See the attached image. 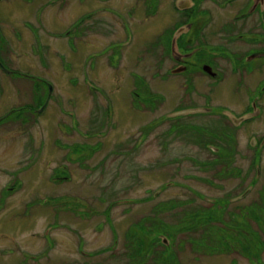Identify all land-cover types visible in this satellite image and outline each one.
Returning a JSON list of instances; mask_svg holds the SVG:
<instances>
[{"label": "flooded vegetation", "instance_id": "flooded-vegetation-1", "mask_svg": "<svg viewBox=\"0 0 264 264\" xmlns=\"http://www.w3.org/2000/svg\"><path fill=\"white\" fill-rule=\"evenodd\" d=\"M42 1L45 3L36 9V17L40 20V25H43L41 17L47 10L45 6L51 0ZM67 1H70L69 5L75 3L73 9H67V14L77 18L63 34L64 39L75 36L74 41L87 48L89 40L94 39L89 38L87 29L97 24L98 32L94 39L96 51L89 55L92 64H86V71L90 65L94 72L92 76L95 78L91 79L90 73L83 69L85 74L83 73L81 83L84 86L79 89V93L82 91L86 93L89 88L95 98L102 101L105 97L106 106L97 102L96 107L103 110L106 120L111 118V124L104 120L107 131L100 128L97 133L92 130L82 136L84 139L93 137L98 139L96 146L88 142L80 145H76V142L75 148L72 143L66 145L65 149L71 151L69 154L66 153L65 162L83 164L88 154L102 153L103 140L109 129H120V133L127 134V137L124 141L115 143L114 151L110 154L108 152L107 155L127 156L133 159L139 151L141 142L146 140L138 143L136 138L129 134L135 123L134 119L130 118L129 110L141 106L144 110L165 107L168 98L162 96L161 92L155 93L154 89L158 87L166 89L172 79L180 78V81L171 83L176 89L183 90V93L180 91L177 93V103L180 107L166 113L173 124H170L172 128L165 132L164 137L165 139L170 136L176 137L175 142H181L182 138L189 148L198 146L207 149L210 154L207 156L208 160L193 156L192 150L188 151V155L185 154L184 158L188 159L187 162H194L193 168L196 165L200 171H206L209 175L203 178L186 174L185 181L192 179L200 182L201 185L216 186L211 191L219 195L203 199L199 191H190V196L184 199L165 198L167 188L163 187L155 193L151 192L153 196L149 194L150 196L142 198L150 209L142 206L145 212L138 214L137 220L135 210L136 207H141L140 204L134 205V200L131 198L118 199L112 203L110 202L112 200L105 196L100 202L111 204L116 208L126 207L123 212L128 225L129 221L131 223L126 233L117 234L112 230L111 234L103 238L98 252L88 255L80 246L78 250L82 257L78 261L72 262L65 258L66 261L63 263L57 261L53 263L54 258L49 255L52 247L46 244L39 252L40 256L35 257V228H33L30 234H33L34 242L28 237L26 242H15L16 245L13 246L15 241L13 236H2L6 239L4 242L7 246L0 250L3 256L0 258V264H201L204 260L221 255L232 257L233 264H238V255L240 258H246L241 253L243 251L241 248L246 244L248 234L260 235L257 237L264 242L263 215L259 213L258 218H254L252 226L247 217L248 206L235 205L248 199L254 188L257 189L258 181L251 180L247 183L248 173H244V168L233 166L237 163L236 159H239L237 152L240 151L235 127H244L264 111L261 106L264 97V0H98L97 8H90L92 0ZM0 4L1 9L10 11L8 14L0 13L2 43L11 38V34L5 35L3 30L12 31L20 26L27 29L35 28V0H0ZM95 5L96 2L94 7ZM77 6L80 8L79 15L71 13L76 12ZM147 34L150 37H147ZM138 41L140 49L148 45L144 56L141 53L138 55L140 50L136 49ZM70 50L73 51L71 48ZM0 62H3L1 58ZM141 62H148L149 65H146L142 72L136 71ZM81 64L83 68L85 66L83 60ZM71 66L72 63L66 62L68 70ZM1 71L12 77L22 75L25 77L15 70H9L11 74L2 69ZM108 71L112 72L111 79L113 78L114 81L113 86H116V89L112 90V96L105 94L104 88H100L96 83L98 79L103 82L106 75H109ZM247 77L257 81L249 87L245 81ZM237 78H241L242 81L238 82L239 90L236 92L248 96V107L245 113L235 114L229 109L225 110L224 116L231 125L223 115L213 112L211 101L223 79L236 81ZM206 85V89L209 90L205 94L202 93L204 100L201 101L199 90ZM49 92L51 94L52 89ZM225 107L229 108L227 105ZM68 115L75 117L74 112H69ZM32 121L35 123L33 106L21 105L7 112L0 107V145L4 147L1 156L7 161V166L0 167V172L7 179L0 188V210L9 208L4 214L6 219L2 222V230L5 234L14 233L18 222L14 220L18 217L15 214L19 208L24 207V203L27 202V206L35 207V190L22 189L25 184L31 182L35 187V138L33 134L27 133ZM141 131H143L141 134L145 133L146 136L149 129L145 128ZM199 134L202 136H198ZM7 138L8 145L4 142ZM163 145L167 148L169 144L164 141ZM173 149H177L175 145ZM244 150L245 153L254 150L249 172L257 166L256 175L259 178L264 171V163H261V166L258 164L264 150V135L260 136V140L252 139L248 149ZM163 152L166 153V150ZM107 155L103 157V163L110 158ZM181 156H184L182 151L177 152L175 159L159 162L158 164H161L153 168L167 169L172 165L179 168V165L186 161ZM211 156L214 157L210 159ZM246 157L247 154H241V158ZM13 165H18L19 168H14ZM83 168L85 165H81V169ZM64 172L53 181L59 183L64 178L66 181H71L69 175L73 170L66 166ZM27 173H31L32 176ZM240 175H242L239 178L240 187H243V190L238 193L226 192L222 184L218 185L222 178L231 180ZM261 180L264 184V179ZM133 182H135V172ZM244 183L247 185L243 186ZM161 197L164 200L157 201ZM263 198L264 188L258 190V197H255L262 208L261 212L264 209ZM64 201L71 204L68 194L65 195ZM210 206L214 208H211L208 219L204 220L200 211L207 210ZM98 215L103 218V222L109 220L110 214L102 212ZM199 216H202L201 221ZM189 218L192 219V224L184 225V220ZM210 221L216 226L215 228L200 230L202 224ZM123 225L124 223L121 222L116 228L124 227ZM190 226L193 229H190ZM103 227L104 225H101V228ZM204 233L210 234L211 238H201ZM24 238L20 237L19 241ZM120 240L123 247H120ZM217 242L223 245L222 248H217ZM81 244L83 239L80 240L79 245ZM256 252L258 253V250ZM260 253L262 259L264 244L263 246L261 244ZM17 254H20V257L19 255L17 257ZM42 260L46 261L41 263Z\"/></svg>", "mask_w": 264, "mask_h": 264}, {"label": "rangeland", "instance_id": "rangeland-1", "mask_svg": "<svg viewBox=\"0 0 264 264\" xmlns=\"http://www.w3.org/2000/svg\"><path fill=\"white\" fill-rule=\"evenodd\" d=\"M69 2L67 0H51L45 6L47 10L45 15L41 17L43 25H40V20L36 17V9L40 8L45 1L35 0V28L27 29L20 26L12 31L3 30V34H11V38L4 43H2L0 36V58L3 61L2 63L8 70H15L25 75V77L23 75L12 77L4 74L0 69V107L5 109V112L13 107H21V105H30L35 108V123L32 121L29 126L30 132L27 131L28 134H33L35 138V187H33L32 182L22 187L25 191L35 190V207L27 206L26 202L24 207L22 206L18 209L15 214L18 217L14 218V220L19 223L17 222L16 229L12 234H5L2 230V222L6 219L4 214L9 208L6 207L0 210V250L7 246L6 242H4L6 239L2 237L3 235L14 237L13 246L16 245L15 242H26L28 237L34 242L32 239L33 234L30 233L35 228V257H39V252L42 251L43 247L46 244H50L52 249L49 255L54 258L53 263L55 261L63 263L66 261L65 258L72 262L78 261L82 257L79 253L80 250H78L80 246L88 255L98 252L103 243V238L111 234L112 230L116 231L117 234L119 232L126 233L131 223L129 221L128 225L123 212L126 207L116 208V206L112 207L111 204H103L100 201L105 196L109 197L112 203L118 199L131 198V200H134V205L140 204L141 207H136L135 210V219L137 220L138 216L145 212L142 206L150 209L149 205H145L142 201V198L153 196L150 194L151 192L155 193L163 187L167 188L165 198L184 199L190 196V191H199L203 199L219 195L215 191H211L216 186L201 185L200 182L192 179L185 181L186 174L203 178L209 175L206 171H200L196 165H194V169V162H187L188 159L184 158L186 157L185 154L188 155V151L192 150L193 156H197L201 160H208L207 156L210 154L207 149L198 146L189 148L186 142L182 141V138L181 142H175L176 137L170 136L166 139L164 137L165 132L172 128H170V124H173L169 121L170 119H168L166 113L180 107L177 103V93L178 91L183 93V90L176 89L174 85H171L175 81H180V78L172 79L166 89H161V87L154 89L155 93L161 92L162 96L168 98L165 107H152L150 110L146 108L144 110L143 106H141V108L135 107L129 110L130 118L134 119L135 122L129 134H132L138 143L146 140L141 142L139 151L133 159L127 156L120 157V155H116L113 157L112 155H107L108 152L110 154V152L114 151L115 143L124 141L127 137V134L120 133V129H109V133L103 140L104 149L102 153L88 154L83 164L65 162L66 153L69 154V151H71L65 149L66 145L72 143L75 148L76 142V145L88 142L90 145L96 146L95 143L98 142V139L95 137L84 139L82 136L92 132V130L97 133L100 128L107 131V126L104 122L107 119L105 118L106 115L103 114L101 108L96 107L97 102L106 106L105 97L102 101L99 98H95L89 88L86 93H83V91L79 93V89L84 86L81 80L83 79V73L85 74L86 71V64L88 65L92 59L89 55L96 51L94 39L98 32V29H96L97 24H94L95 26L91 25L87 29L89 38H94V42L89 40L87 48L75 42V36L64 39L62 37L63 34L77 18L67 14V9H73V4H75L69 5ZM94 2L97 4L95 7ZM97 7H99L98 0H92L90 8ZM2 9L0 4V13L8 14L10 12L4 8ZM79 9L77 6L76 12L71 13L79 15ZM172 15L175 16L173 12ZM142 23L144 25V21ZM1 32L2 30H0V34ZM146 36L150 37L148 34ZM147 46L144 45L140 49L141 46L138 41L136 47L137 50L140 49L138 55L141 53L144 56ZM82 60L83 64H85L83 68ZM65 61L69 64L72 63V69H67ZM146 65H149V63L141 62L136 71L142 72ZM83 69L85 70L84 72ZM86 72L90 73L91 79L95 78V76H92L94 72L90 65ZM108 74L103 82L98 79L96 83L100 88H104L105 94L112 96V90H115L116 86H113L112 72L108 71ZM32 78H35V80ZM239 81L241 82L242 79L237 78L236 81L223 79L211 101L214 113L224 116L226 109L233 113L235 112V114L247 112L248 96L244 93L236 92L239 90ZM245 81L250 87L257 80L247 77ZM157 83H159L158 80ZM49 86L52 87L51 94ZM206 87L207 85L199 90L201 94H198L201 95L199 96L201 101L204 100L203 94L209 90ZM73 90L77 91L72 92ZM151 102L155 104L153 101ZM261 103L264 109V97ZM225 105L229 108L225 107ZM69 112H74L75 117H70L68 115ZM95 118L97 119L93 121ZM106 121L111 124V118ZM227 121L230 122L228 119ZM145 128L149 129L146 136L144 135L145 133L141 134L143 132L141 130ZM235 132L238 135L237 144L240 151L237 152V158L239 159H236L237 163L233 166L244 168V173H248L247 183L251 180L258 181L257 189L254 188L248 199L235 204L248 206L253 201H256L255 197H258V190L264 188L263 180H261L262 178L264 179V171L259 178L256 175L257 166L253 167L249 172L250 167H252L254 150H249L245 153L244 149H248L252 139L260 140V136L264 135V111H261L258 118L256 117L244 127H235ZM27 133L24 134L27 135ZM198 136L202 135L199 134ZM164 141L169 144L167 148L163 145ZM4 142L8 145V138L4 139ZM132 143L131 145H133ZM173 145L177 149H173ZM252 147L257 148L259 146ZM3 148L0 145V167L2 165L7 166L6 159L1 156ZM163 150H166V153ZM199 150L201 152H197ZM180 151L184 155L181 156L183 157L182 159L186 161L180 164L179 168H175L172 165L167 169L154 170L153 166H159L164 163V160L172 161L176 158L177 152ZM241 154H247V160L246 158H241ZM106 155L110 156V158L103 163V157ZM213 157L211 156L210 159ZM159 162L161 163L158 164ZM261 163H264V150L262 159H260L258 164L261 166ZM81 165H85V168L81 169ZM66 166L73 170L72 174L69 175L72 180L66 181L64 178L59 183H57L58 181H53L54 178L65 173ZM13 167L19 168L18 165H13ZM134 172L135 182L132 183ZM119 173L120 176L118 177ZM27 174L30 177L32 176L31 173ZM241 177L242 175L231 180L222 178L218 185L219 183L220 185L222 184L226 188L224 190L226 192L238 193L243 190V187H240L239 178ZM6 180L5 175L0 172V188L4 186ZM215 182L217 183V181ZM247 183H244L243 186H246ZM168 184L171 185L168 186ZM67 194L71 199V204L64 201ZM30 198L28 197V199ZM152 200L154 199L152 198ZM159 200H164V198L161 197L157 201ZM102 212L107 215L110 214L109 218L107 216L109 220L106 219V222H103V218L98 215ZM121 222L124 223V227L116 228ZM101 225H104V227L101 228ZM20 237L25 238L19 241ZM81 239H83V244L79 245ZM120 247H123L121 240ZM18 255L20 257V254L16 256L18 257ZM1 257L3 256L0 254ZM262 259L264 261V254ZM45 261L42 260L41 263ZM237 261L238 264H251L250 260L244 257L240 258L239 255ZM233 263V258H228L227 255L217 256L214 259L211 258L201 262V264Z\"/></svg>", "mask_w": 264, "mask_h": 264}, {"label": "trees", "instance_id": "trees-1", "mask_svg": "<svg viewBox=\"0 0 264 264\" xmlns=\"http://www.w3.org/2000/svg\"><path fill=\"white\" fill-rule=\"evenodd\" d=\"M211 208H214V207L210 206L209 209L200 211L204 220L208 219V215L210 214V211H212ZM247 209H248L247 210L248 221L252 226H253L252 222L255 221L254 218L257 219L259 216V213H261L263 215V218H264V209L261 212L262 208H260L258 202L253 201L250 205H248ZM202 216H199L200 221L202 220ZM184 222H185L184 225L188 224V226H189L190 224H192L193 221L191 218H189V219L184 220ZM215 227L216 226L213 224V222L210 221V222H205L204 224H202L200 227V230H210L211 228H215ZM190 229H193V228L190 226ZM257 236L260 237V235H257V234H248L247 240H246L247 242H246V244L243 245V248H241L243 250V251H241V253L248 260H250L252 264L253 263L264 264V262L261 259V253H260L261 244L263 246L264 242L262 240H260ZM201 238L210 239L211 236H210V234L204 233L203 236H201ZM222 246H223L222 244L217 242V248L218 247L222 248ZM237 248L238 247H235V249H237ZM232 250H233V248H232ZM257 250H258V253L256 252Z\"/></svg>", "mask_w": 264, "mask_h": 264}, {"label": "water", "instance_id": "water-1", "mask_svg": "<svg viewBox=\"0 0 264 264\" xmlns=\"http://www.w3.org/2000/svg\"><path fill=\"white\" fill-rule=\"evenodd\" d=\"M0 68L4 71V72H6V73H8V74H11L12 72L11 71H9L1 62H0ZM52 88H51V86H50V90H51ZM185 113H188V112H185ZM243 120V119H242ZM237 123V122H236Z\"/></svg>", "mask_w": 264, "mask_h": 264}]
</instances>
